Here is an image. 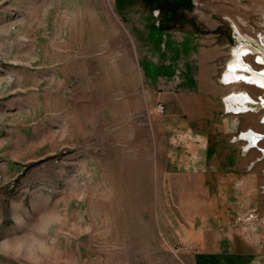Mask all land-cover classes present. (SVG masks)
Returning a JSON list of instances; mask_svg holds the SVG:
<instances>
[{
    "label": "rangeland",
    "instance_id": "rangeland-1",
    "mask_svg": "<svg viewBox=\"0 0 264 264\" xmlns=\"http://www.w3.org/2000/svg\"><path fill=\"white\" fill-rule=\"evenodd\" d=\"M235 49L264 69V0H0V264H24L12 238L47 211L60 224L43 264H192L181 256L198 246L174 235L184 189L162 179L179 139L143 79L168 56L196 77L200 50L221 86L189 102L185 132L227 162L213 166L230 180L220 200L244 259L264 264V107L227 102L264 90L224 81Z\"/></svg>",
    "mask_w": 264,
    "mask_h": 264
},
{
    "label": "crops",
    "instance_id": "crops-1",
    "mask_svg": "<svg viewBox=\"0 0 264 264\" xmlns=\"http://www.w3.org/2000/svg\"><path fill=\"white\" fill-rule=\"evenodd\" d=\"M167 42L170 43L168 40ZM185 44L184 49H189L188 45L191 44L188 41ZM208 52L204 51L205 54H203L200 50L196 77H189L184 73L193 68L188 61L183 66H178V64L172 66L169 64V56L168 61L166 59V62H162L165 64L160 65L158 73L148 76L144 74L143 81L148 89L158 90L156 91L157 100L164 105L166 103L165 106L168 107L167 114L164 115L166 120L164 129L169 130L172 134L171 138L179 139L178 142L172 144L173 153H168L172 156L163 161L165 169L162 179L170 182L176 177V187L184 189L178 192L187 198L183 200L182 205H176L174 215L180 220V225L174 224V229H176L174 235L198 247L192 253L183 254L182 259L186 257L192 264H211V262H214L213 264H236L235 260L239 262L242 259L248 260L247 263L251 264L250 245L241 236L245 231H241L243 233L241 234V223L232 219L225 202L220 200L228 190L230 180H227L226 174L218 172L219 169H214L213 166H224L227 162L223 158L211 160L207 141L203 137L196 138L185 132L188 128L183 118L186 110L190 108L189 102L197 93L210 94L216 92L221 86L210 74L213 65L207 61L210 57V52ZM182 70H184L183 73H181ZM172 105L176 108L173 109ZM205 115L204 113L201 117ZM173 121H176L178 128L170 131V122ZM228 126L230 127H226L229 131L233 130L232 127L235 128L231 123ZM185 190L186 193H184ZM253 225L248 224V228H255ZM245 256L249 258L244 259Z\"/></svg>",
    "mask_w": 264,
    "mask_h": 264
},
{
    "label": "bare ground",
    "instance_id": "bare-ground-1",
    "mask_svg": "<svg viewBox=\"0 0 264 264\" xmlns=\"http://www.w3.org/2000/svg\"><path fill=\"white\" fill-rule=\"evenodd\" d=\"M236 49L234 51L233 58L229 62L224 73V81H226L227 83L241 81L245 82V84L249 83L252 86L264 90V69L262 68L260 70H255L249 64L246 63V61L244 60V56H248V54L250 53L249 50ZM255 63L264 65V58L258 57V61H255ZM227 102L232 107L236 106V108L233 107L236 111L259 109L261 107H264V96L259 102L255 101L249 93L240 92V94L231 95L228 98ZM261 135L262 134H258L254 131H249L244 132L242 134V138L246 139L248 142H250V144H256L257 142H259L257 140Z\"/></svg>",
    "mask_w": 264,
    "mask_h": 264
},
{
    "label": "clouds",
    "instance_id": "clouds-1",
    "mask_svg": "<svg viewBox=\"0 0 264 264\" xmlns=\"http://www.w3.org/2000/svg\"><path fill=\"white\" fill-rule=\"evenodd\" d=\"M59 224L60 221L54 212L39 214L23 232L12 238L16 247L14 258L23 260L24 264H43L44 258L52 250L51 238L59 230Z\"/></svg>",
    "mask_w": 264,
    "mask_h": 264
},
{
    "label": "built area",
    "instance_id": "built-area-1",
    "mask_svg": "<svg viewBox=\"0 0 264 264\" xmlns=\"http://www.w3.org/2000/svg\"><path fill=\"white\" fill-rule=\"evenodd\" d=\"M158 106L162 109L163 105L161 103H158Z\"/></svg>",
    "mask_w": 264,
    "mask_h": 264
},
{
    "label": "flooded vegetation",
    "instance_id": "flooded-vegetation-1",
    "mask_svg": "<svg viewBox=\"0 0 264 264\" xmlns=\"http://www.w3.org/2000/svg\"><path fill=\"white\" fill-rule=\"evenodd\" d=\"M250 53L252 54V53H254V52L251 51ZM255 57H256V56H255ZM255 57H254V58H255ZM221 82H223V81H221ZM223 83H224V82H223ZM224 84H225V83H224Z\"/></svg>",
    "mask_w": 264,
    "mask_h": 264
}]
</instances>
